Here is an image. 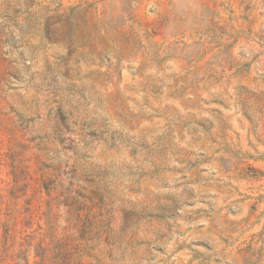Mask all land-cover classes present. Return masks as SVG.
<instances>
[{
  "label": "rangeland",
  "instance_id": "374dc122",
  "mask_svg": "<svg viewBox=\"0 0 264 264\" xmlns=\"http://www.w3.org/2000/svg\"><path fill=\"white\" fill-rule=\"evenodd\" d=\"M0 264H264V0H0Z\"/></svg>",
  "mask_w": 264,
  "mask_h": 264
}]
</instances>
